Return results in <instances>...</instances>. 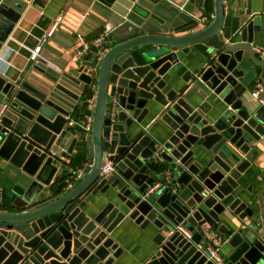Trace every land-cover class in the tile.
I'll use <instances>...</instances> for the list:
<instances>
[{
	"label": "water",
	"instance_id": "1",
	"mask_svg": "<svg viewBox=\"0 0 264 264\" xmlns=\"http://www.w3.org/2000/svg\"><path fill=\"white\" fill-rule=\"evenodd\" d=\"M30 1L0 0V52ZM97 1L104 39L77 67L40 81L0 73V264H115L112 232L129 221L155 244L143 264H215L204 253L213 238L224 264H264L247 173L264 147L250 79L259 69L264 82L253 47L264 0ZM78 139L91 167L73 187L62 158Z\"/></svg>",
	"mask_w": 264,
	"mask_h": 264
},
{
	"label": "crops",
	"instance_id": "2",
	"mask_svg": "<svg viewBox=\"0 0 264 264\" xmlns=\"http://www.w3.org/2000/svg\"><path fill=\"white\" fill-rule=\"evenodd\" d=\"M228 1L225 0L227 3ZM238 5L245 7V0H240ZM259 9L254 8L253 12L255 13ZM106 11V8L97 0H32L28 2L0 52V73L11 80H23L30 77L40 81V78L46 79L47 76H52L55 72L77 67L79 59L77 52L82 49L84 42L102 37L107 19ZM213 14L212 1L208 11L203 14V19L206 18L211 22ZM260 28V32L255 34L253 47L264 50V19L260 22ZM48 31H52V34L42 43L38 59L32 60L33 49ZM186 32L187 29L174 35H182ZM84 56L88 58L90 52ZM186 58H190V56ZM258 73L259 69H256V74L250 75L252 91L256 83L260 81ZM78 117L79 114L75 113L70 121L76 129L81 128ZM153 128L150 130L153 131ZM79 142L81 139H78L77 144L72 148L69 154L70 159L62 158L68 169L67 172L61 173V176H70L71 179H68V183L74 182L73 187L79 181L74 178L75 171L84 168L85 172L89 171L91 167V154L87 147L85 148L83 145L79 147ZM80 154L84 157L82 163L76 161ZM72 162H74V166H71ZM247 173L251 178L250 185L253 190L251 205H258L259 215H262L264 214V147L258 150ZM3 178L0 168L2 195L4 192L6 193ZM55 180L56 176L51 181ZM67 186L69 185L65 187ZM0 210H4V208H0ZM112 235L114 241L123 249L115 264H143L155 249L152 236L141 230L132 221L117 226Z\"/></svg>",
	"mask_w": 264,
	"mask_h": 264
},
{
	"label": "built area",
	"instance_id": "3",
	"mask_svg": "<svg viewBox=\"0 0 264 264\" xmlns=\"http://www.w3.org/2000/svg\"><path fill=\"white\" fill-rule=\"evenodd\" d=\"M83 17H85V15H83ZM51 34H52V31H48L43 36V38L40 40V42L37 44V46L33 49L32 53H31V59L32 60L35 61L38 59L39 51L42 47V43ZM103 39H104V37L102 35V37H100V38L84 42L82 49L77 52V57L81 58L86 53L90 52L91 50L98 49L101 46ZM256 51L261 57H264V50L263 49L257 48ZM263 85H264V82H261V81L257 82L254 90L251 92L252 97L254 99H257L262 106H264V97H260V93L262 91ZM93 105H94V99H93V96H90L85 101V109H86L85 120L88 123L91 121V118H92ZM5 107H6L5 104H2L0 106V117H1L2 113L4 112ZM88 129H89V125L86 127V130H88ZM108 165H110L109 162H107V164H105L103 166L102 172L107 171ZM83 173H84V168L77 169L74 173V178L79 179ZM159 185H160L159 183H155L154 185H152L148 189V192L149 193L152 192L153 190L158 188ZM1 200H2V191L0 190V202H1ZM176 228L181 234H183V236L185 238L191 239L192 233L184 225L179 224ZM197 247L200 249V248H202V245L197 244ZM220 250H221V248L219 246V242H218L217 238H213L212 244L207 245V247L204 249V253H205L207 259L213 261L215 264H224L222 255L220 254Z\"/></svg>",
	"mask_w": 264,
	"mask_h": 264
},
{
	"label": "trees",
	"instance_id": "4",
	"mask_svg": "<svg viewBox=\"0 0 264 264\" xmlns=\"http://www.w3.org/2000/svg\"><path fill=\"white\" fill-rule=\"evenodd\" d=\"M76 161H77L78 163H82V162L84 161V157L80 154V155L77 156ZM73 163H74V162L71 163V166H74ZM64 178H65V179H70V176H65ZM2 196H3V197H2V201L0 202V208H3V207L5 206V204H6V202H7V195H6L5 192H4V194H3Z\"/></svg>",
	"mask_w": 264,
	"mask_h": 264
}]
</instances>
